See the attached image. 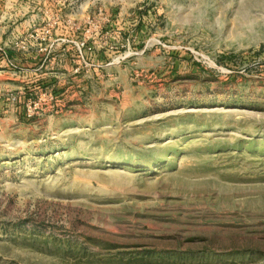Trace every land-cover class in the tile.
<instances>
[{
	"label": "rangeland",
	"instance_id": "374dc122",
	"mask_svg": "<svg viewBox=\"0 0 264 264\" xmlns=\"http://www.w3.org/2000/svg\"><path fill=\"white\" fill-rule=\"evenodd\" d=\"M0 264H264V0H0Z\"/></svg>",
	"mask_w": 264,
	"mask_h": 264
}]
</instances>
